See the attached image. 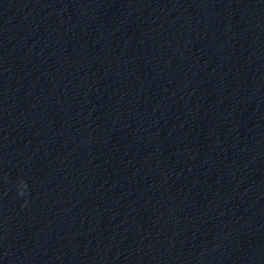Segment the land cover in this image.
Returning <instances> with one entry per match:
<instances>
[{"label":"clouds","instance_id":"obj_1","mask_svg":"<svg viewBox=\"0 0 264 264\" xmlns=\"http://www.w3.org/2000/svg\"><path fill=\"white\" fill-rule=\"evenodd\" d=\"M3 179L7 181L8 179L7 175H5ZM13 187L16 190L17 197L23 198L21 207L26 208L28 206L29 196H30L29 185L27 181L24 180L22 177H18L16 182L13 184Z\"/></svg>","mask_w":264,"mask_h":264}]
</instances>
